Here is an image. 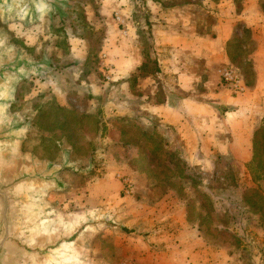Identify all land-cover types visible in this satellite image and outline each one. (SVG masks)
I'll return each mask as SVG.
<instances>
[{
    "label": "rangeland",
    "instance_id": "1",
    "mask_svg": "<svg viewBox=\"0 0 264 264\" xmlns=\"http://www.w3.org/2000/svg\"><path fill=\"white\" fill-rule=\"evenodd\" d=\"M123 14L126 0H53L51 5L36 4L32 12L20 5L0 7L2 55L6 59H26L34 69L28 73L25 68L20 77L1 85L0 118L16 127L6 159L66 164L78 169L61 171L59 184L42 190L37 210L44 226L56 232H70L85 219L99 221L86 232L67 264H139L137 256L126 257L127 237L131 235L126 227L129 205L137 209L139 205L140 212L145 211L144 222L138 221L141 229L155 224L154 229L160 227L167 233L170 223L165 217L177 211L209 244L242 251L251 264H264V117L255 129L253 143L238 158L229 156V151L226 158L216 151L209 158L190 157L193 152L173 141L177 136L168 129L126 127V115L106 118L100 106L111 101L109 92L117 89L122 95L126 90L122 85H112L110 65L102 58L105 40L118 34ZM241 41L244 49L239 52L237 48L228 68L241 83L237 91L229 85L233 94L244 92L253 80L246 60L248 32L243 33ZM75 56L82 60L86 57L84 65L79 66ZM89 74L95 76L91 83L97 84L98 95L88 98L90 93L85 89ZM106 84L110 88L106 89ZM59 88L79 100L67 101L68 111L88 118L81 119L80 132L70 123L59 129V123L64 122L56 113V107L64 101ZM90 99L96 100L98 111L86 115L81 107ZM129 155L131 158H126ZM112 171L113 178L108 177ZM100 179L119 180L120 194L107 193L105 200L99 199V208L90 209L88 190ZM126 182L131 187L129 193ZM142 233L148 241L146 264H153V233Z\"/></svg>",
    "mask_w": 264,
    "mask_h": 264
},
{
    "label": "crops",
    "instance_id": "2",
    "mask_svg": "<svg viewBox=\"0 0 264 264\" xmlns=\"http://www.w3.org/2000/svg\"><path fill=\"white\" fill-rule=\"evenodd\" d=\"M168 1L126 0V15L119 18L118 34L106 38L102 57L110 65L112 85L126 90L119 95L112 89L111 101L100 106L101 114L108 119L126 115V127L168 129L177 136L173 141L193 152L190 157L209 158L214 151L223 153L222 158L228 157L226 151L241 157L264 117V0H202L201 5H196L198 0ZM244 32L250 36L246 60L253 80L251 85L245 83L244 92L233 94L229 85L222 84L221 73L233 63L237 48L244 49ZM74 59L79 66L86 61V57ZM30 68L26 71L33 73ZM93 78L89 74L88 98L98 95ZM59 92L64 100L59 106L68 110L67 101L75 99L60 88ZM95 101H84L81 111L95 114ZM113 175L114 171L107 176ZM120 190L119 180L100 179L88 190L90 209L99 208V199L105 200L107 193L116 196ZM140 207L126 206V227L131 231L126 257L137 256L139 264L148 258V241L142 233L148 231L153 233V264H251L242 251L206 242L177 211L165 217L170 223L167 233L154 229L155 224L141 229L145 211Z\"/></svg>",
    "mask_w": 264,
    "mask_h": 264
},
{
    "label": "water",
    "instance_id": "3",
    "mask_svg": "<svg viewBox=\"0 0 264 264\" xmlns=\"http://www.w3.org/2000/svg\"><path fill=\"white\" fill-rule=\"evenodd\" d=\"M52 1L0 0V7L20 5L32 12L36 4L51 5ZM30 66L26 59H6L0 51V108L1 85L20 77ZM15 138L14 123L0 118V264H67L86 232L99 221L85 219L70 232H56L44 226L37 210L42 190L52 183L59 184L61 171L78 169L51 162L8 161L5 154Z\"/></svg>",
    "mask_w": 264,
    "mask_h": 264
},
{
    "label": "trees",
    "instance_id": "4",
    "mask_svg": "<svg viewBox=\"0 0 264 264\" xmlns=\"http://www.w3.org/2000/svg\"><path fill=\"white\" fill-rule=\"evenodd\" d=\"M56 113L60 114L62 119H64V122L59 123V129H65L68 123L72 124L75 131H81L80 122L81 119L87 120L88 118L84 115H75L74 113L66 110L65 108H62L60 106L56 107ZM45 116V115H44Z\"/></svg>",
    "mask_w": 264,
    "mask_h": 264
},
{
    "label": "built area",
    "instance_id": "5",
    "mask_svg": "<svg viewBox=\"0 0 264 264\" xmlns=\"http://www.w3.org/2000/svg\"><path fill=\"white\" fill-rule=\"evenodd\" d=\"M221 79L225 84L231 85L232 89L235 91L241 90L240 79L232 69H224L221 73ZM129 191H131V187L128 182H126V193H129Z\"/></svg>",
    "mask_w": 264,
    "mask_h": 264
}]
</instances>
